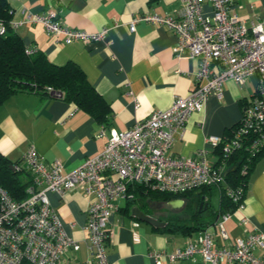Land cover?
I'll use <instances>...</instances> for the list:
<instances>
[{"label":"crops","instance_id":"0c3cea01","mask_svg":"<svg viewBox=\"0 0 264 264\" xmlns=\"http://www.w3.org/2000/svg\"><path fill=\"white\" fill-rule=\"evenodd\" d=\"M12 9L11 21L24 19L29 13L54 11L61 24L91 32L107 27L104 40L70 42L53 40L39 22L24 23L14 28L24 44L44 52L48 58L62 64L74 61L85 73L110 106V118L104 125L123 130L136 120L145 118L154 109L170 106L174 95H186L195 85L198 59L186 54L176 55V35L161 24L144 20L135 23V30L128 29L133 16L142 12L175 14L181 0H7ZM231 11L244 19L264 23V0H232ZM203 12L211 13L207 0ZM256 76L244 83L231 79L223 82V95H210L199 110L188 116L182 133L177 135L170 148L176 155L194 156L200 148H207L206 158L215 161V153L205 144L208 134L223 135L240 118L243 105L251 98ZM100 124L92 115L74 102L59 96H42L32 91H19L6 98L0 105V152L11 161L20 160L26 148L34 145L47 162L59 159L63 171L80 165L86 157L103 149L105 136L99 135ZM192 191L189 196L210 202L214 209L220 207V191L214 187L209 192ZM215 191V192H214ZM215 194L216 203L211 201ZM51 206L57 211L67 233L79 242L76 251L68 250L63 256L68 264L85 261L90 253L87 233L83 228L89 198L79 186L71 187L59 195L48 192ZM188 196V197H189ZM141 197V210L164 222L153 226L131 214L136 199L126 196L116 199L117 209L111 214L110 235L106 243L110 264H155L149 251L172 250L184 246L189 240L207 230L217 246L227 247L246 230L264 231V153L252 164L247 175L242 211L234 208L222 221L226 237L221 235L220 214L200 228L184 230L180 226L164 228L165 218L175 215L180 224L189 221L186 199L179 207L168 201ZM195 203V202H194ZM205 215V206L197 208ZM244 214L247 223H241ZM256 255L264 254L257 248ZM161 264H210L203 262L200 253L192 258ZM217 264H230L225 258Z\"/></svg>","mask_w":264,"mask_h":264},{"label":"built area","instance_id":"2783aa9c","mask_svg":"<svg viewBox=\"0 0 264 264\" xmlns=\"http://www.w3.org/2000/svg\"><path fill=\"white\" fill-rule=\"evenodd\" d=\"M207 1L210 14L203 12L204 0H181L175 14L142 12L128 23L130 31L135 30L138 20L165 26L177 37L174 53L198 59L195 85L188 94L174 95L169 107L154 109L123 130L101 125L98 134L105 136L103 149L69 171H63L59 159L45 161L34 145L26 148L19 163L14 164V168L29 172L25 196L15 199L0 185V264H68L63 256L68 250H78L79 242L64 229L47 193L61 196L74 186L81 187L89 198L83 228L90 255L78 264H110L106 250L110 216L117 209L116 199L134 197L127 191L130 184L174 194L205 186L223 188L237 200L235 208L242 211L243 187L234 188L226 183V159L234 150H244L246 156L264 153V23L246 24L231 11L232 0ZM55 16L51 10L29 13L24 19L10 21V25L16 28L39 22L53 40L63 42L105 38L107 27L96 32L71 28ZM4 31L5 24L0 20V34ZM24 51L30 54L36 48L26 45ZM252 76H256L254 92L230 132L208 134L204 138L216 155L214 162L206 158L205 147L194 156L171 152L174 139L182 133L192 111L201 109L212 94L221 98L224 81L244 83ZM248 159H241L238 164L242 174L247 173ZM230 214L231 211L220 214L223 237L226 232L222 221ZM247 221L242 214L240 222ZM257 248L264 250V231L246 230L229 246L221 247L204 230L182 247L152 249L149 255L155 264H161L163 258L169 261L192 258L195 253H200L203 262L210 264H217L221 258L230 264H264V254L254 253Z\"/></svg>","mask_w":264,"mask_h":264},{"label":"trees","instance_id":"16d2710c","mask_svg":"<svg viewBox=\"0 0 264 264\" xmlns=\"http://www.w3.org/2000/svg\"><path fill=\"white\" fill-rule=\"evenodd\" d=\"M12 17V9L7 0H0V20L5 24L4 33L0 34V105L13 93L19 91H32L42 96L50 97L52 91H60V98L66 101L74 102L79 108L83 109L94 117L103 126L110 118V106L105 98L97 92L92 84L87 80L83 70L71 60L62 64L52 62L48 56L36 50L27 54L24 51V44L20 35L10 25ZM48 88H51L49 90ZM234 126V125H233ZM232 126V127H233ZM230 127L225 134L231 130ZM244 150H234L226 159L228 169L232 167L240 159L247 161L248 169L246 174L240 172V167L225 173V181L229 186L237 188L243 187V198L247 182V175L254 161L262 153L246 156ZM20 160L11 161L0 152V185L8 192V194L20 199L25 196V185L29 182V172L25 169H16L14 164ZM11 164L13 167H11ZM213 186H205L200 188V192H209ZM128 192H132L134 201L136 195H147L152 199H160L168 201L174 197L186 199L185 207L189 211L190 224H180V220L175 215H169L166 219L164 228H172L180 226L184 230L193 228H201L203 224L210 222L216 214L225 211H232L238 204L237 200L228 196L224 189L220 191V207L214 209L207 200L205 206V215L198 214V204L201 194L190 197L188 193H169L166 191L149 190L142 184H130L127 188ZM189 196V197H188ZM195 202V203H194ZM203 205V204H202ZM24 264H30L25 262Z\"/></svg>","mask_w":264,"mask_h":264},{"label":"water","instance_id":"95a60500","mask_svg":"<svg viewBox=\"0 0 264 264\" xmlns=\"http://www.w3.org/2000/svg\"><path fill=\"white\" fill-rule=\"evenodd\" d=\"M58 95H61L60 91H56V90L52 91V96H58ZM239 163H240V159L236 162V164H234L232 167H230L228 169V171L235 170ZM11 167H13L12 164H11ZM226 172H227V170H226ZM183 202H184V200L182 198H180V197H174V198L168 200V204L171 205L172 207H179L180 205L183 204ZM202 204L204 206H206L207 202L199 201L198 206H201ZM142 205H143V199L141 197H137L135 205H133L131 207V214L133 216L139 218V219H143V220L149 222L153 226H162V225H164V222L161 221L160 219H158V218H156V217H154V216H152L150 214H147L144 211H142L141 210Z\"/></svg>","mask_w":264,"mask_h":264},{"label":"rangeland","instance_id":"374dc122","mask_svg":"<svg viewBox=\"0 0 264 264\" xmlns=\"http://www.w3.org/2000/svg\"><path fill=\"white\" fill-rule=\"evenodd\" d=\"M215 192V191H214ZM211 201L213 202V203H216V197H215V194H213L212 196H211Z\"/></svg>","mask_w":264,"mask_h":264},{"label":"flooded vegetation","instance_id":"af4514ba","mask_svg":"<svg viewBox=\"0 0 264 264\" xmlns=\"http://www.w3.org/2000/svg\"><path fill=\"white\" fill-rule=\"evenodd\" d=\"M166 222V220H164Z\"/></svg>","mask_w":264,"mask_h":264}]
</instances>
